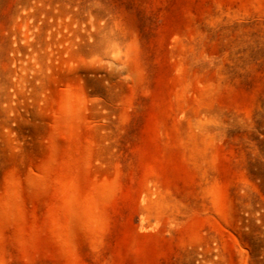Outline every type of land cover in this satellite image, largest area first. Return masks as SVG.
Returning <instances> with one entry per match:
<instances>
[{
    "label": "rangeland",
    "instance_id": "rangeland-1",
    "mask_svg": "<svg viewBox=\"0 0 264 264\" xmlns=\"http://www.w3.org/2000/svg\"><path fill=\"white\" fill-rule=\"evenodd\" d=\"M0 264H264V0H0Z\"/></svg>",
    "mask_w": 264,
    "mask_h": 264
}]
</instances>
